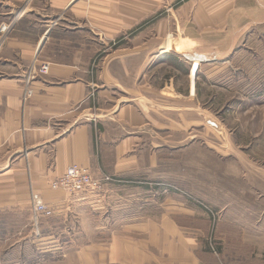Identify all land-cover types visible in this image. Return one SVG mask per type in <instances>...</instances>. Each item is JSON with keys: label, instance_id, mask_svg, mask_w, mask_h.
<instances>
[{"label": "crops", "instance_id": "1", "mask_svg": "<svg viewBox=\"0 0 264 264\" xmlns=\"http://www.w3.org/2000/svg\"><path fill=\"white\" fill-rule=\"evenodd\" d=\"M232 1L0 0V264H208L174 159L201 63L220 59L192 76L193 25H226ZM72 165L111 180L97 195L52 190ZM31 193L57 210L38 237Z\"/></svg>", "mask_w": 264, "mask_h": 264}, {"label": "rangeland", "instance_id": "2", "mask_svg": "<svg viewBox=\"0 0 264 264\" xmlns=\"http://www.w3.org/2000/svg\"><path fill=\"white\" fill-rule=\"evenodd\" d=\"M229 7L226 25H193L192 76L199 59H220L201 63L196 74L176 183L198 210L193 238L208 264H264V0ZM180 140L177 147L186 142Z\"/></svg>", "mask_w": 264, "mask_h": 264}, {"label": "built area", "instance_id": "3", "mask_svg": "<svg viewBox=\"0 0 264 264\" xmlns=\"http://www.w3.org/2000/svg\"><path fill=\"white\" fill-rule=\"evenodd\" d=\"M183 2L186 0H178ZM10 28L9 24L3 23L0 25V47L1 42L4 39V35ZM48 73V64H42L36 69L27 71L22 78V96L21 104L24 106L27 101L33 96L34 90L32 83L40 76ZM89 97H93V93L89 94ZM109 177L96 178L88 169L81 168L76 165L69 166L65 172L50 183L52 190H62L71 194H95L97 195L101 190L103 183L110 181ZM31 222L34 228V235L39 236L38 227L42 218H49L56 215V208L46 205L41 197L36 193H31Z\"/></svg>", "mask_w": 264, "mask_h": 264}]
</instances>
